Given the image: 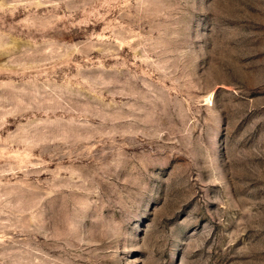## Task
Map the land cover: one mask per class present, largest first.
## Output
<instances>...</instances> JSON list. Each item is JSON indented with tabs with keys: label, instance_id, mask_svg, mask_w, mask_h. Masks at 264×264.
<instances>
[{
	"label": "rangeland",
	"instance_id": "1",
	"mask_svg": "<svg viewBox=\"0 0 264 264\" xmlns=\"http://www.w3.org/2000/svg\"><path fill=\"white\" fill-rule=\"evenodd\" d=\"M0 264H264V0H0Z\"/></svg>",
	"mask_w": 264,
	"mask_h": 264
}]
</instances>
